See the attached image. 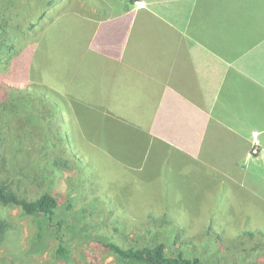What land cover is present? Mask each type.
I'll return each instance as SVG.
<instances>
[{
	"label": "crops",
	"instance_id": "obj_1",
	"mask_svg": "<svg viewBox=\"0 0 264 264\" xmlns=\"http://www.w3.org/2000/svg\"><path fill=\"white\" fill-rule=\"evenodd\" d=\"M72 1L79 38L48 89L77 117L91 107L92 135L114 122L140 142L128 155L110 142L119 164L206 179L208 208L212 187L264 183V0Z\"/></svg>",
	"mask_w": 264,
	"mask_h": 264
},
{
	"label": "rangeland",
	"instance_id": "obj_2",
	"mask_svg": "<svg viewBox=\"0 0 264 264\" xmlns=\"http://www.w3.org/2000/svg\"><path fill=\"white\" fill-rule=\"evenodd\" d=\"M22 5L17 10L15 7L7 8L6 0H0V24L4 23L1 17L9 22V27L5 29L8 34H3L5 39L3 36L0 39V85L3 82L16 89L33 91L46 96L49 99L47 102L57 103L60 120L58 132L65 140L64 150L67 153L64 158H69L77 166L65 177L76 173L73 178L81 174L82 179L69 182L67 178L51 179L42 174L40 170L44 160L41 159L40 139L28 135L20 151L22 143L18 137V123L9 120L13 118L11 114L8 118H0V181L9 182L18 194L30 200L38 198L45 191L50 192L59 202L60 218L57 221L67 225L79 223V227L86 228L88 234H98L124 247L139 245L136 235H139L142 226L148 225L149 214L153 213L161 221L168 220L172 225L184 224L183 240L193 244L194 239H199L208 252L211 246L203 238L218 237V248L210 256L202 247L196 249L199 252H195V256L204 259L207 264L215 260L219 264H242L237 261L239 251L254 248L259 249L254 264H264L263 181L247 186L227 182L224 187H212L216 206L208 208L207 204L210 203H205V199L214 185H209L211 182L206 179H175L172 177L175 169L170 162H166L165 169L157 173L150 164L134 170L119 164L116 159L123 160L124 155L110 147V142L115 145L118 140V145L114 147L126 153L138 149L140 142L131 138L128 135L130 132L120 130L114 122H103L102 126L99 123L98 134L95 132L92 135L91 107H82V114L77 117L72 111L74 107L62 105L57 94L48 89L49 85L61 83L58 77L60 72L56 73L61 63V48L74 46L79 38L71 31L77 18L68 12L75 7V1L59 0L47 8L42 20V6L35 4V0H20ZM30 23L35 25L33 29L29 28ZM66 25L70 31L67 36ZM54 31L61 40L52 44L51 37L56 35ZM66 57L62 64L71 66L72 59ZM1 62L5 64L1 65ZM7 67H11L10 70ZM47 104L45 101L38 102V106ZM78 133L81 137H78ZM117 133L123 135L119 139L104 138L107 134L116 136ZM92 141L94 145L90 143ZM48 168L47 165L45 170ZM182 173L187 174V171ZM94 202L98 206H94ZM147 202L156 206L147 210L154 211L142 210L141 206ZM69 203L72 208L67 210ZM94 208L99 211L94 212L96 216L91 220L86 216ZM246 212H249L248 217ZM0 213L12 222L11 231L0 248V259H5L7 264H36V260L50 263L49 252L56 247V241L51 239L49 252L41 257L26 258L24 255L33 231L30 221L23 219L18 209H0ZM242 214L245 217H240ZM97 223L98 228L94 230L93 225ZM66 240L71 241L75 249L73 264H114V257L103 252L100 243L85 242L82 237L72 240L70 234ZM169 249L170 253L171 250L177 252L178 246L170 245Z\"/></svg>",
	"mask_w": 264,
	"mask_h": 264
},
{
	"label": "trees",
	"instance_id": "obj_3",
	"mask_svg": "<svg viewBox=\"0 0 264 264\" xmlns=\"http://www.w3.org/2000/svg\"><path fill=\"white\" fill-rule=\"evenodd\" d=\"M58 1L35 0V4L41 5L44 12L40 20L45 17L47 8H50L51 5ZM6 6L7 8L15 7L17 10V8L24 5L20 6V0L17 3L15 0H6ZM4 18L1 17V21L4 23L0 24V39H2L3 34L7 33L5 29L9 27L8 20ZM34 26L33 23H30L29 28L33 29ZM12 51L14 50L12 49ZM21 52L22 49L19 55ZM10 59L8 57V61ZM3 64L5 63L1 62V65ZM10 68L7 67V70H10ZM0 89L2 92L0 94V118L3 116L8 118L7 116L12 114L13 118L11 119L10 117L9 120H15L18 123V137L22 143L19 150H22L23 143L28 138V135L32 138L34 136L38 137L41 141V159L45 161H43L41 173L51 179L67 178L66 180L69 182L79 181L81 174L75 178L73 177L76 173H74V176L67 174V177H65L66 173H71L77 166L75 163L73 165L69 158H64L67 157L65 156L67 153L64 150L65 140L60 137V131L58 132L60 120L58 118L57 103L47 102L46 100L49 99L44 95L25 89H16L3 82L0 85ZM43 101L48 103V106H38V102L42 103ZM78 137H81L79 133ZM47 165L49 168L45 170ZM95 202L94 206H98ZM71 208V203H69L67 210ZM0 209L8 211L18 209L21 217L30 221L33 231L29 238L28 250L24 255L26 258L41 257L46 252H49L51 239L56 241V247L49 252L50 263L36 260V264H73L75 249L71 241L66 240L68 234L71 235L72 240H80L82 237L85 242L93 241L97 244L100 243L103 252L114 257V264H207L204 259L195 256V252H199L196 249L199 248L200 250L202 247L204 251L206 250L200 243V240L194 239L195 242L193 244L189 243L188 240H183L184 231L182 227L184 224L176 223V226L172 225L168 220L161 221L162 219L157 218L153 213L149 214L148 225L142 226L138 232L139 235H136L139 245L124 247L118 243L109 241L108 238L99 237L98 234H95L96 236L88 234L86 228L79 227V223L67 225L62 221H57L60 218L58 213L60 210L59 202L48 191L43 192L38 198L30 200L18 194L12 184L1 180ZM97 211L99 210L94 208V211L88 212L86 217L93 220V216H96L94 212ZM98 224L93 225L94 230L98 228ZM11 228V220L3 213H0V248L5 243ZM214 238H203L204 242L211 246L210 252L205 251L208 256L212 254L213 250L218 248V237ZM170 245L178 246L177 252L171 250L170 253ZM258 253L259 249L256 248L239 251L237 261L242 264H254ZM0 264H7V261L0 259ZM212 264H219V262L215 260Z\"/></svg>",
	"mask_w": 264,
	"mask_h": 264
}]
</instances>
